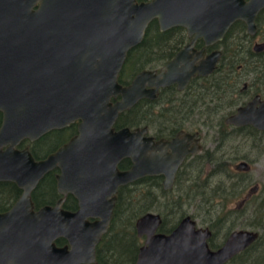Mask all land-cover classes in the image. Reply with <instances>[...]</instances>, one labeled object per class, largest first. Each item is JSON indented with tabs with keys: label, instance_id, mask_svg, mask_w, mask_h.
Segmentation results:
<instances>
[{
	"label": "water",
	"instance_id": "95a60500",
	"mask_svg": "<svg viewBox=\"0 0 264 264\" xmlns=\"http://www.w3.org/2000/svg\"><path fill=\"white\" fill-rule=\"evenodd\" d=\"M262 6L264 0H0V181L23 189L15 205L0 213V262L6 264L3 258L12 256L42 264L43 248H48L44 262L59 264V257L69 253L51 246L57 234L75 241L76 249L86 248L85 256L92 260L118 186L162 174L164 188H171L185 156L199 150L190 147L196 133L181 131L169 141L156 142L143 137L145 129L114 131L113 122L142 96L154 97L156 87L178 82L182 88L195 72L209 74L220 51L195 65L184 50L159 73L142 71L121 86L117 74L126 52L143 40L153 20L161 30L184 26L193 41L201 37L207 45L221 40L236 20L254 33ZM263 48L264 43L255 46ZM117 94L120 99L111 103ZM76 118L78 133L44 160L35 162L13 147L22 138H35ZM225 121L264 129V99L254 97ZM123 157L131 164L118 171L115 165ZM54 165L61 169L58 189L79 197L76 212L57 206L30 209L28 191ZM247 167L244 161L236 164L238 170ZM256 190L254 186L249 193ZM82 214L99 220L85 222ZM160 223L154 213L136 220L138 235H147L136 264H224L258 237L257 232L236 230L212 250L210 232L196 229L191 216L170 234H155Z\"/></svg>",
	"mask_w": 264,
	"mask_h": 264
},
{
	"label": "flooded vegetation",
	"instance_id": "af4514ba",
	"mask_svg": "<svg viewBox=\"0 0 264 264\" xmlns=\"http://www.w3.org/2000/svg\"><path fill=\"white\" fill-rule=\"evenodd\" d=\"M31 10H36V7L31 8ZM259 16H264V6L256 13L254 33L248 31V27L243 20H236L230 25L221 40L208 45L201 37L193 41V35H189L184 26H173L166 30H161L158 22L155 20L157 31L164 33L173 30L174 36H172V39L179 35L181 40H170L165 45L154 46L152 50L153 54L150 55H147L150 51H146V49H138L136 51L137 46L143 40L127 50L117 74V82L121 86L128 85L142 71L159 73L167 63L172 61L184 50H187L189 55L188 61H194L195 65H199L212 52L220 51L215 69L209 74L201 75L195 72L189 77L188 82L182 88H179L178 82L156 87L157 90L154 97L142 96L128 109L119 112L112 125L114 131L121 128H128L131 131L145 129L143 137H151L156 142L160 140L169 141L181 131L191 134L196 133L197 140L195 142L192 141L190 147L195 145L199 147V150L194 154H187L185 156L175 174L172 187L169 189H165L163 186L164 176L162 174L147 175L135 180L139 183V193L137 195L142 199V206L145 203V184L152 192H154V189L159 192L158 194L156 193L157 197L155 195V198L151 200V207H154L153 209L147 211L142 209L139 215L131 217L128 209L129 197L127 187L130 183H135V181L120 185L116 188V193L113 195L111 217L107 227L100 233L98 240L94 243L92 260H89L85 256L86 248H74L75 241L68 239L64 234H57L52 237L50 240L52 247L63 249L69 253L67 254L68 257H59V264H69V261L73 260L77 261L76 264H136L141 248L147 244V235H138L135 224L136 220L146 213L159 214L161 217V223L158 225L155 234H170L185 216H191V219L195 221L196 229L208 230L210 232L207 243L212 250L220 248L228 236L236 230L257 232L258 237L248 247L235 254L224 264H257V261L262 262L258 258H261L260 253H263L264 247H261L262 245L257 246V244H264V233L260 229L263 228L264 224H259L264 221V216L234 215L232 217L221 218V220L219 217L204 216L202 219L203 223L199 224L188 213L173 219L174 216H171V214L174 211L169 205V202L172 200L165 199L164 197L160 199V191H173L178 178L177 174L188 160L190 161L197 157L204 158L207 155L208 150L205 152L203 150L205 146L200 125L207 124L210 105L218 103V106H223L230 104L229 102L231 101L237 103L233 106V111L225 114L222 120H219V130L221 129V135H225L226 139H263L264 129L255 128L250 124L238 126L225 121L228 116L236 112L238 107L244 106L254 97L259 96L260 100L264 99V73L249 71L252 66L239 63L241 61L240 54L244 53V50H251L252 57L255 59L257 57L261 58L260 55L264 53V48L260 50L255 49L256 45L264 43V24L258 25L257 18ZM238 22L241 23L234 27ZM175 30H178V32ZM228 35H232V38L227 39ZM229 47L233 49L232 55L228 56V50L226 48ZM134 53L135 57L131 59L130 57ZM129 58L132 67L128 73L126 71V63ZM249 58L251 57L249 56L247 61ZM186 60L182 61V63L186 64ZM258 62L259 60L254 61L255 67H257ZM146 88L153 89L151 86H146ZM224 94H227L229 99L224 98ZM119 99L120 95L117 94L115 97H111L109 101L114 103ZM134 109H137L136 113L131 112ZM1 117L2 114L0 112V125ZM194 117L195 119H193ZM79 122L80 120L76 118L59 128L47 130L35 138H22L13 147L18 151L25 150L35 162L44 160L49 154L68 143L78 133L77 128ZM223 142L224 139H220L219 144ZM130 164L129 158L123 157L115 166L118 171H123L128 169ZM60 173L61 169L57 165H54L28 191L26 198L29 200L31 204L30 209L33 212L45 206L50 208L57 206L59 209L71 213L78 210L79 197L69 191L62 192L57 187L56 176ZM85 192V196L90 194L89 189ZM22 194L23 189L18 187L17 184L10 181H0V213L9 211ZM251 194L248 193L244 197L240 207L245 199L251 197ZM85 202L88 201L85 200ZM118 207L119 216L117 215L115 217ZM82 217L88 223L99 220L98 217H91L88 214H82ZM118 241H120V246L116 247V245L118 246ZM71 246L75 251L71 249ZM43 249L44 256L42 264H50L49 261L47 262V259L44 262V258L49 256L51 250L48 248ZM71 254L73 255L71 256ZM4 260L7 261L6 264H28L31 258H12L11 256L10 258H3V262ZM0 264L5 263L0 262ZM260 264H264V261Z\"/></svg>",
	"mask_w": 264,
	"mask_h": 264
},
{
	"label": "rangeland",
	"instance_id": "374dc122",
	"mask_svg": "<svg viewBox=\"0 0 264 264\" xmlns=\"http://www.w3.org/2000/svg\"><path fill=\"white\" fill-rule=\"evenodd\" d=\"M232 38V35L231 37ZM234 107H226L223 108L222 110H220V112L214 113L210 120L208 119L207 124L206 125H200V127L202 128V137L204 139V152L205 151H212L213 153V157H220L223 158V164H224V170L225 173H221L219 174L220 177L222 179L227 180V176L230 175L233 178L237 177L238 179V175L240 172H243L241 170H238L236 168V164L244 161V162H248V167L244 170L246 171L245 175L242 176V178H244L247 183L248 181L246 180L249 179V183L246 187V189L243 192V197H238L237 198H231L229 200H227L225 202V206L222 209V205L217 204L216 200L211 201L212 203H208L204 201V200H200L199 198L196 199L198 200L197 204L199 203V206H196L195 204H188L187 198H185V196L179 200V202L177 201V196L180 192L182 191H186V192H191L194 189H196L197 191H201L204 190L205 188V192H206V198L207 195H209V197H213L210 196V192H212L211 187H213V185L216 183V181L213 180L212 175H214V173H211V165L209 163H204L203 168L201 169V174L203 176L202 177H198V175L196 174V176L194 178H192L191 181H187L185 179V174L187 172H189L188 170V166L189 165V160L188 162H186V164L181 168V170L179 172H181V174L178 176L177 181L175 183V186L173 188V191H171L169 193V198L170 200H172L171 202H169V205L172 207L174 213L171 214V216H174L173 219L177 218V216L179 215L178 213L187 210L188 214H191L194 216V214L196 213V216H194V218L199 222V224H202V219L204 216H207L206 210L209 209V205H211L210 211L213 212L215 209L218 211V213L220 212L219 216L217 215H211V216H216L219 217V219L221 220V218H227V217H232L234 215H239V216H254L256 214L255 212V208L257 207V204L262 200V198L264 197V137L263 139H258V138H252V139H248V138H232V140H229L228 142H223L219 145V120H222V117L225 114L230 113L231 111H233ZM195 119V117L193 118ZM226 139V138H223ZM259 140V141H258ZM259 142V143H258ZM261 142V143H260ZM219 150L220 152L215 153V150ZM214 150V151H213ZM192 169H198L197 167H193ZM236 174V175H235ZM178 175V174H177ZM208 175L207 180H206V184H203V181L205 180L204 177ZM197 182L198 186H194L193 182L195 183V181ZM191 185L192 188H191ZM256 186L257 190L255 192H252L251 194V202L247 204L246 209L243 212H235L234 209H236V211H240V205H241V200L242 198L246 197L250 191V189L252 187ZM189 190V191H188ZM193 193V192H192ZM183 195V194H182ZM240 196V195H239ZM199 197V196H198ZM162 197H160L161 199ZM212 199H217L218 197L215 196ZM210 202V201H209ZM238 208V210H237ZM169 209V208H168ZM262 212H264V209L262 210ZM226 213L225 215H222ZM178 214V215H177ZM213 214H216L213 213ZM209 215V213H208ZM210 216V215H209ZM126 223V221H125ZM127 224V223H126ZM130 228V227H129ZM120 240V239H119ZM120 246V241H118V246L116 245V247ZM264 255V249H263V253H260V256ZM264 256L259 258L262 260V262L264 261Z\"/></svg>",
	"mask_w": 264,
	"mask_h": 264
},
{
	"label": "trees",
	"instance_id": "16d2710c",
	"mask_svg": "<svg viewBox=\"0 0 264 264\" xmlns=\"http://www.w3.org/2000/svg\"><path fill=\"white\" fill-rule=\"evenodd\" d=\"M240 23L239 22L236 23L234 27L238 26ZM257 23H258V25H263L264 24V16L263 17L259 16L257 18ZM178 30H175V31L178 32ZM230 34H231V32H230ZM172 36H174L173 30H169V31L164 32V33H161L159 31H157L156 30V22L154 20L148 25L145 37H144L143 41L137 46L136 51H138V49H146V51H150V53L147 54V55H150V54H153L152 50L154 49V46L157 47V46H159L161 44L165 45V43H167V41H170V40H181L179 35L177 37H175L174 39H172ZM230 37H231V35L230 36L228 35L227 39H229ZM226 40H225V42H226ZM226 49L228 50V54L227 55L228 56L232 55V49L233 48L229 47V48H226ZM240 56H241V59H240L241 61L239 63H241L242 65H246V66H252V68L249 71H253V72L257 71L259 73H264V53L262 55H260L261 58L257 57L255 59V58L252 57L251 50H249V51L244 50V53L240 54ZM249 56L251 58H249L248 61H247V58ZM134 57H135V53L130 58L134 59ZM130 58H129V60L126 63L127 64L126 71L128 73L131 71V67H132V63L130 62ZM255 60H257V61L259 60V62L257 63V67H255L256 65H254V61ZM223 97L226 98V99H229L227 94H224ZM229 103L230 104L223 105V106H218V103L210 105L209 120H210L211 116L214 113L220 112V110H222L223 108L233 107L234 105L237 104V103H235V101L234 102L231 101ZM136 111H137V109H134L131 112L132 113H136ZM130 122H134V121H130ZM218 132H219V135H220L219 139L225 138V135H221L222 134L221 129L218 130ZM229 140H232V138L224 139V142H228ZM215 151H216L215 153L220 152L217 149ZM212 155H213L212 151H208L207 155L204 158L197 157L196 159H191L189 161V165L187 164V166H188L187 168H188L189 172H187L185 174V179L187 181H191L192 178H194L196 176V174L197 175L199 174L198 177H202L203 178L202 174L200 173L201 169L203 168L204 163H209L211 165V167H212L211 173H214V175H212L213 180L216 181V183L213 185V187H211L212 192H210V193H212V194H210V196H213V197L217 196L218 200L217 199H212L213 197H209V195H207L208 198H206V192H205V188H204V190H201V191H197L196 189H194L191 192L189 190H188L189 192H186V191L180 192L178 194V196H177V199H178L177 201L178 202H179L180 199H182L185 196V198H187V201H188V203L190 205L195 204L196 206L200 207L199 203L197 204L198 200H196L198 198H199V201L200 200L201 201L202 200L206 201L207 205H208V203H212L211 201L216 200L217 204L222 205L221 208L223 209L224 206H225V202L227 200H229L231 198L235 199V198H237V196L238 197H243L242 194H243L244 190L246 189V187H247V185L249 183V179L246 178V180L248 181V183H247L246 181H244L245 179L242 178V176L245 175L246 171L242 170L243 172L239 173L238 179H237V177L233 178L230 175L227 176V180L222 179L219 174H221L223 172L225 173V170H224L225 168H224V164H223L224 160H222L223 158H220L219 156L218 157H213ZM194 166L197 167L198 169H192ZM198 171H200V172H198ZM180 174H181V172L178 173V176ZM207 177H208V175H206L204 177V179H205L203 181L204 185L206 184ZM197 182H198L197 180L195 181V183L193 182L194 186L195 185L198 186ZM138 184L139 183H137L135 181V183H130L129 186L127 187V194H128V197H129L128 209H129V215L131 217H135V216L139 215L142 209L145 210V211H147L149 209H153L154 207H151V200L155 198V195L157 197V194L159 193L155 189H154V192H152L150 190V188H147V185L145 184V186H144V201H145V203L142 206V202H141L142 199H141L140 196L137 195L139 193ZM192 186L193 185H191V188H192ZM169 193H170V191H164V190L160 191V197H162V198L164 197L165 199H168L169 198ZM251 197L244 200V202L242 203V206L240 207V211H236V209H234L235 212H239V214H240V212H243L246 209L247 204L251 202V200H250ZM243 199L244 198H242V200ZM211 205H209V209L206 210L207 216H209V215H210L209 217H216V216H211V215L219 216L220 212L218 213V211L216 209L213 212L210 211ZM118 209H119V207L117 208V213L115 214V217L117 215L119 216ZM263 209H264V197L257 204V207L255 208V212H256L257 216H264V212H262ZM215 212H216V214H213ZM185 213H187V210H184V211L178 213L179 215L178 214L177 215L178 216H182ZM208 213H209V215H208ZM225 214L226 213H224L222 215H225ZM194 216H196V213L194 214ZM259 224L263 225L264 221H262V223H259ZM260 229H261V232L264 233V226H263V228H260ZM259 245H262L261 247H264V244H260V243L257 244V246H259ZM263 256L264 255H262L261 257H263ZM260 263H262V262H258L257 261V264H260Z\"/></svg>",
	"mask_w": 264,
	"mask_h": 264
}]
</instances>
